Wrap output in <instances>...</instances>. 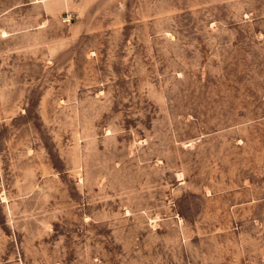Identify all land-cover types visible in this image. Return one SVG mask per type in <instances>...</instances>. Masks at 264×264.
<instances>
[{
  "label": "rangeland",
  "instance_id": "obj_1",
  "mask_svg": "<svg viewBox=\"0 0 264 264\" xmlns=\"http://www.w3.org/2000/svg\"><path fill=\"white\" fill-rule=\"evenodd\" d=\"M0 264H264V0H0Z\"/></svg>",
  "mask_w": 264,
  "mask_h": 264
}]
</instances>
